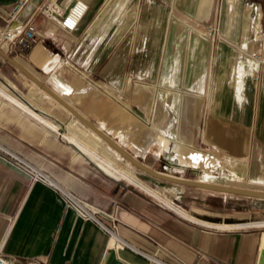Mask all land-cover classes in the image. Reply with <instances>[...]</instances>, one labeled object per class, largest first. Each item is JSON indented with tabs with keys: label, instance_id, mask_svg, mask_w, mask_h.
I'll return each instance as SVG.
<instances>
[{
	"label": "crops",
	"instance_id": "1",
	"mask_svg": "<svg viewBox=\"0 0 264 264\" xmlns=\"http://www.w3.org/2000/svg\"><path fill=\"white\" fill-rule=\"evenodd\" d=\"M20 1L0 0V31ZM25 1L16 22L33 21L37 41L30 53L6 52L10 57L42 76L55 72L46 71L53 63L48 61L50 56L75 69L81 67L82 73L115 71L119 65L112 58L104 63L86 57L121 54L115 41L129 40L123 45L125 56L153 54L157 58L154 66L135 65L131 58L122 68L155 71L157 99L163 101L165 90L179 98L176 129L157 125L155 135L182 132L187 146L207 159V154L213 156V170L204 169L209 174L190 166L174 172L167 164L159 172L264 192V64L257 65L249 56L258 52L263 38L264 0H223L219 28L224 41L215 43L198 30L212 24L215 0H82L87 11L71 32L37 10L46 0ZM75 1L57 0V4L66 11ZM100 40L105 42L100 45ZM133 46L141 51L134 53ZM5 61L0 56L1 79ZM10 82H0V86H10ZM12 86L19 91L13 82ZM177 89L189 92L183 110L181 96L186 92ZM51 90L70 104L64 94L83 91L75 87L64 88L61 94ZM8 91L37 112L39 119L0 97V251L4 255L47 264H261L264 232L215 225L235 224L225 221L238 218L241 212L236 207L243 198L250 199L255 213H264V200L150 175L151 179L142 176L144 180H139L134 173L196 222L85 157L64 137L67 126L56 121L60 133L53 131L42 123L47 112ZM186 116L187 128L180 131V120ZM148 145L147 141L141 155L128 148L155 170L157 154ZM159 149L165 156L161 143ZM6 152L48 172L61 187L97 207L106 225L114 218L124 244L113 247L114 237L66 208L51 187L30 184L20 162L2 157H8Z\"/></svg>",
	"mask_w": 264,
	"mask_h": 264
},
{
	"label": "rangeland",
	"instance_id": "2",
	"mask_svg": "<svg viewBox=\"0 0 264 264\" xmlns=\"http://www.w3.org/2000/svg\"><path fill=\"white\" fill-rule=\"evenodd\" d=\"M133 27H134V24H133ZM132 30H134V28H132ZM198 30L202 32V28ZM103 42L105 41L100 40L99 41L100 45H102ZM115 42L120 44L118 51H122L123 53V47H124L123 45L124 43H128L129 40L124 39L122 41L117 40ZM136 48L138 47L133 46V52L135 51L139 53L138 51H141V50H137ZM122 53L117 54L115 56H110L107 58L105 57V55L101 57H93V56L86 57V58L91 59L92 62L94 59H96L97 62L104 60V63H108V59L112 58L113 63H115V65L116 64L119 65L115 71L113 70L104 71V72L103 71H96V72L93 71L90 73L84 71V73H82L80 71V70H83L81 69V67H77V69H75L73 67H70V65L68 64H64L62 61L58 59V57L50 56L48 61L53 60L52 61L53 63L46 71H51V72L55 71V72L52 75L47 73L45 74V76H42L37 72L33 74H35V76H38L39 79L43 83H45L49 88L55 90L56 92L60 94L63 93L64 88L75 87V88H79L83 90V91H80L79 94H76V93H73V95L69 94L67 98L69 101L72 98H75L76 103L74 104L71 103V105L80 114H82L85 118H87L90 122L95 124L97 127H99L100 122L104 118L105 114H108V116H111L113 121L116 120L115 121L116 126L129 125L130 123H136L138 124L140 128H145L146 123L155 122L156 126L154 127V130L157 127V125L158 127L162 129H168L171 131L175 130L176 129V113H177V107L179 103L178 96L175 97V95L173 96V93L170 90H165L163 101L161 99H157L156 97L157 86H156V72L155 71H152V72L134 71V70L129 71V68H127L128 66L125 67L124 69L122 68L123 64L129 65V60L131 58L134 60L135 65L137 63L139 64L143 63V64L154 66L157 57H155L153 54H148L144 56L137 55L134 57H130V56H125ZM97 64L98 63L94 65L96 66ZM4 66H5L4 78L3 79L0 78V82L4 84H6L7 81L13 82L14 85L19 90V91H16L15 87L12 86L13 88H10V91L13 94L19 95V97L22 98V100H24L25 102L31 103L35 108L43 109L45 112H47L48 114L45 115V117L47 116L46 118L51 121L45 119L44 122L48 123V126L53 131L60 133L59 128L56 125L58 124L56 121H59L61 124H64L65 126H67V129L69 130L72 129V131L70 130V132L77 135L81 140L85 142H91L92 144L94 143L92 139L94 138L95 134L92 131H90L88 128H86L84 125H82L79 121L75 120L72 117V115L64 107H62L59 103L54 102L51 99L47 98L44 95L42 90H40L37 86L32 85L30 79H28L25 75H23L17 69H14L12 68V66H9L6 61H5ZM11 82H10V86H11ZM144 83H146V86L142 87V84ZM177 90H182V89H177ZM182 91L186 92L185 95L182 93V96H181L182 102H183V106H182V110H183V108L185 107L184 105L186 104V101L189 99L188 97H185V96L189 95V92L185 90H182ZM0 97H3L6 101H8V99L5 98L4 96L0 95ZM16 108L20 110L19 107L16 106ZM35 113L36 115H39L37 112ZM190 116H191V113H189L188 117L190 118ZM188 117L187 116L183 117L182 121L180 120V123H179L180 131L187 128V122H188L187 119H189ZM67 129H66V132L63 133V135L71 143L72 140L66 135ZM154 130L150 131L149 133L155 134ZM108 133L115 140V142H118L120 137L117 134H115L114 132H108ZM180 133L184 134L182 132ZM181 134L177 135V133H175V135H173L170 132H168L165 136L180 138V136H183ZM183 138L185 139L184 136ZM99 142H100V146L97 147V150L99 152L107 154L106 150H109L110 147L103 140H100ZM148 144L152 145L151 146L152 148L150 149L153 152V154L155 155L157 154L156 155L157 157L155 156L157 159H154V160H157V164H155V170L164 171L163 167L161 166L166 164L167 161L165 159L166 157L164 156V152L160 151L159 149L160 143L152 139H148ZM124 149L127 152L132 154V152L130 151L128 147ZM86 157L89 158L90 156L87 155ZM109 158L117 162L123 170L126 169L125 165L127 161L123 159L122 157H121V160H118V161L112 158L111 156ZM137 159L140 160V157H137ZM93 160L96 161L95 159ZM32 166L42 172L49 174L48 172L44 171L43 169L35 165H32ZM130 166L134 169L133 173H135V175L137 176L139 180L140 179L144 180L143 177H145V179H151L149 178L147 173L135 168L131 164ZM111 173L113 172L111 171ZM113 174L117 178L122 179L120 178V176L116 175L115 173ZM185 174H187V172ZM139 180L138 182L142 186H144V188L148 189L149 191H152L155 195L164 199L156 191L151 189L149 186L147 187L145 183L143 184ZM243 199H244L243 203L241 205L237 204L238 207H236L237 210L241 212V213H238L239 214L238 218H233L232 220L229 219L225 222L226 223L232 222L235 224H239V223H251V222H257V221H264V213L260 212V214L258 215L252 209L251 206L253 204L249 202L250 199L248 198H243ZM165 201L170 203L167 200ZM229 205H232V204H229ZM251 228L258 230L260 235H262V233L264 232V227H251Z\"/></svg>",
	"mask_w": 264,
	"mask_h": 264
},
{
	"label": "built area",
	"instance_id": "3",
	"mask_svg": "<svg viewBox=\"0 0 264 264\" xmlns=\"http://www.w3.org/2000/svg\"><path fill=\"white\" fill-rule=\"evenodd\" d=\"M222 1L223 0H215L212 24L202 27V35H204L211 43L224 41L219 28ZM25 4L26 1L22 0L15 5L5 27L0 31V48L5 52L19 51L22 54H28L33 50L36 44L37 39L33 21L27 20L22 24L16 22L19 13L25 8ZM37 10L44 14L48 19L56 20L63 30L71 32L77 28L80 20L87 11V4L82 0H76L66 11H62L57 4V0H46V2L42 6L38 7ZM249 56L257 65L264 64V33L260 49L256 53H250ZM6 155L8 157H2L7 159L9 162H11V160L18 161L24 166V172L26 173L30 184L39 182L51 187L60 195L66 208L73 210L79 218L89 220L97 224L108 237H114L113 247H117L119 244L122 246L124 244L118 236L114 218L110 217L111 224L106 225L100 220L102 212L97 207L79 197L74 192L61 187L49 174L36 169L30 163L20 159L10 152H6ZM153 260L159 262L155 258H153ZM0 264L47 263L37 262L31 259L21 262L15 257L4 255V253L0 251Z\"/></svg>",
	"mask_w": 264,
	"mask_h": 264
},
{
	"label": "bare ground",
	"instance_id": "4",
	"mask_svg": "<svg viewBox=\"0 0 264 264\" xmlns=\"http://www.w3.org/2000/svg\"><path fill=\"white\" fill-rule=\"evenodd\" d=\"M46 65H47V63L45 64V68H46ZM34 78H36V77L34 76ZM37 80H39V79H37ZM31 81L39 89H41L44 93L49 95L57 103H59L62 107H64L66 109V107L62 103H60L57 99H55V97H53V95H51L50 93H48L44 89H42L35 81H33V80H31ZM4 87L1 86V88H0V95L1 96H4L5 98L14 101L16 106L20 107L22 110L27 111V112L31 113L32 115H34L35 117L38 118V116L33 111V109H31L30 107H28L27 105L22 103L20 100H18L16 97H14L8 91V90H10V88H12L11 86L9 87V86L5 85ZM74 93L79 94V92H74ZM52 94H54V96H57L59 99L64 100L69 106L74 108L69 102H67L65 99H63L60 95L56 94L53 91H52ZM69 94L70 93H67L64 95H65V97H68ZM70 101L72 104L76 103L75 98H72ZM80 115L83 116L82 114H80ZM73 118L81 123V121L79 119H77L75 117H73ZM115 121L112 120L111 116H108V114H105L104 118L100 122L99 127H97V128H99L103 131H106V132H114L115 134H117L120 137V139L116 143L121 148L131 147L133 150V153H135L136 155H141L146 150V142L148 141V139H152L154 141H159L163 145L164 149L166 150V154H165V157L167 159L166 164H167L168 168L173 170L174 172L178 171L179 169H183L186 166H190L193 169L202 170V171H204V169H206V168L209 171L213 170L212 169L214 167V165L212 163L213 156L210 154H207L209 157L207 159V157L201 151L187 146L185 141H184L185 139L183 138V136H180V138L179 137L174 138V137H168V136H156L153 133H149L150 131L154 130V127L156 126L155 122L146 123L145 128H140L138 126V124H136V123H130L129 125L116 126ZM43 122L44 121H42V123ZM81 124L84 125L83 123H81ZM45 125L48 126V123H45ZM84 126L95 134L94 138L92 139L94 143L92 144L91 142H85V141L81 140L77 135L70 132V130L72 131V129H70V130L67 129L66 135L72 140L71 143L73 145L78 147V149L80 151H82L83 153H85L86 155L90 156L91 158L95 159L96 161H98L99 163L104 165L106 168H108L109 171L111 170L113 173L120 176V178H122L123 180H126V182H128V183L132 184L133 186L145 191L149 195L161 200L162 202H164L168 206L175 208L171 203L166 202L164 199L155 195L152 191H149L148 189L144 188V186H142L138 182V180L136 179V177L133 173L134 169L130 166V163L128 161L126 162V165H125L126 169L123 170L117 162L111 160L109 158L110 156L117 161L121 160V155L119 154V152L116 151L113 147H111L107 142H105L104 139H102L95 131H93L92 129H90L86 125H84ZM185 137L187 138V136H185ZM100 140H103L110 147L109 150H106L107 154L99 152L97 150V147L100 146V142H99ZM132 155H134V154H132ZM209 164H210V166H209ZM204 172H206V171H204ZM175 209L180 214H182V215H184L190 219H193L196 222L198 221L196 218H192L191 216H189L187 213L183 212L182 210H180L178 208H175ZM215 226L224 227V228L264 227V221H257V222H251V223H239V224H217Z\"/></svg>",
	"mask_w": 264,
	"mask_h": 264
},
{
	"label": "water",
	"instance_id": "5",
	"mask_svg": "<svg viewBox=\"0 0 264 264\" xmlns=\"http://www.w3.org/2000/svg\"><path fill=\"white\" fill-rule=\"evenodd\" d=\"M0 56L3 57L8 63H10L15 69H17L23 75H25L28 79L35 81L42 89H44L46 92L53 95L55 99H57L60 103H62L66 107V109L72 114L73 117L79 119L81 123H83L90 129L95 131L102 139H104L105 142H107L111 147H113L116 151H118L123 159L128 161L135 168L157 179L165 180V181L176 183V184L187 185V186H192V187H197V188H203V189L223 192L227 194H233V195H239V196H245V197L264 200L263 191L244 189V188H239V187H231L227 185H220V184L210 183L206 181H199L195 179H187V178H182L179 176L171 175L165 172H159V171L153 170L152 168H150L149 166L141 162L139 159H137V157L127 152L125 149L121 148L115 142V140L109 135L108 132L97 128L95 124L90 122L87 118H84L83 116H81L74 108L69 106L64 100H61L57 96H54V94H52L51 88H49L42 81L34 78V76L25 67H23L20 63H18L16 60L10 57L1 48H0ZM259 261L261 262V264H264V254Z\"/></svg>",
	"mask_w": 264,
	"mask_h": 264
}]
</instances>
